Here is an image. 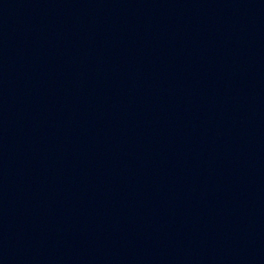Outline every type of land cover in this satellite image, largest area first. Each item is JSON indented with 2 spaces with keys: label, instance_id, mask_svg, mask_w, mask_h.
<instances>
[{
  "label": "water",
  "instance_id": "1",
  "mask_svg": "<svg viewBox=\"0 0 264 264\" xmlns=\"http://www.w3.org/2000/svg\"><path fill=\"white\" fill-rule=\"evenodd\" d=\"M236 11L264 30V0H224Z\"/></svg>",
  "mask_w": 264,
  "mask_h": 264
}]
</instances>
